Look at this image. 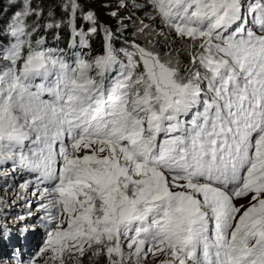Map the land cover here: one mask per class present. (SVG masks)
<instances>
[{
    "label": "snow or ice",
    "instance_id": "6c2138e0",
    "mask_svg": "<svg viewBox=\"0 0 264 264\" xmlns=\"http://www.w3.org/2000/svg\"><path fill=\"white\" fill-rule=\"evenodd\" d=\"M116 6L144 44L91 12L77 31L78 0L61 8L81 48L103 31L97 55L47 47L61 24L32 0L0 28V165L45 185L16 264H264V0Z\"/></svg>",
    "mask_w": 264,
    "mask_h": 264
},
{
    "label": "trees",
    "instance_id": "16d2710c",
    "mask_svg": "<svg viewBox=\"0 0 264 264\" xmlns=\"http://www.w3.org/2000/svg\"><path fill=\"white\" fill-rule=\"evenodd\" d=\"M62 2H66V0H32V6H38L43 11L44 17L48 16L50 9L52 10L53 17L48 22L54 20L61 24L59 28L43 30L46 46L62 49L63 52L65 50L70 52L79 48L80 54H86L88 56L99 54L102 49L104 38L103 31L101 30L98 35L88 32L86 39L88 40L89 47L86 49L81 48L80 37H73L71 29L68 26L67 21L69 17L61 8ZM78 3L80 4V9L75 19L77 31L88 30L91 22L84 20L83 15L91 12L94 14L99 26L108 28L112 31L115 47L120 48L122 46H127L126 42L134 38L141 44H144L145 41L142 36L134 37L133 33L135 26L125 19L130 15L134 16L135 10L129 12V8H117L116 5L118 0H78ZM21 6L22 0H0V28L6 26L13 14L21 10ZM113 11L118 13L117 17L111 16V12ZM33 19H35V17L28 18L29 21ZM121 19L127 24V28L121 27ZM70 44L73 45V47H69ZM179 46L180 42L176 44V47Z\"/></svg>",
    "mask_w": 264,
    "mask_h": 264
},
{
    "label": "rangeland",
    "instance_id": "374dc122",
    "mask_svg": "<svg viewBox=\"0 0 264 264\" xmlns=\"http://www.w3.org/2000/svg\"><path fill=\"white\" fill-rule=\"evenodd\" d=\"M127 2L131 4L133 0H127ZM128 10L130 12L133 9L129 8ZM137 15H140L139 10H135L134 16ZM74 53L80 54V49H75ZM64 54L73 55L66 50ZM18 170L20 168L13 170L11 162L0 165V227H6L8 229L7 235L11 238L10 242H6L0 249V257L3 258L4 264H16L17 258L27 261L42 243L45 234V230H43L44 221L40 219L44 215L40 205L45 202L40 199V191L45 185L41 184L39 186L41 189H33L29 180L37 186L36 174L27 171L23 173ZM13 172L15 175L12 174ZM22 174L24 177L20 178ZM10 180L12 186L8 184ZM24 183L29 185L26 190L21 188ZM20 216H24L26 219L20 220ZM25 225L33 227H29L27 232L22 233L21 229ZM14 248L17 250L15 254H13ZM21 251L23 255L20 254ZM6 258L14 259V261H8Z\"/></svg>",
    "mask_w": 264,
    "mask_h": 264
},
{
    "label": "clouds",
    "instance_id": "9594fccd",
    "mask_svg": "<svg viewBox=\"0 0 264 264\" xmlns=\"http://www.w3.org/2000/svg\"><path fill=\"white\" fill-rule=\"evenodd\" d=\"M13 175H14V172L12 173ZM14 177H16V176H14ZM7 181V180H6ZM11 181V180H10ZM26 219V218H25ZM13 220V219H12ZM6 260H8V261H14V259H11V260H9V258H6Z\"/></svg>",
    "mask_w": 264,
    "mask_h": 264
},
{
    "label": "bare ground",
    "instance_id": "6f19581e",
    "mask_svg": "<svg viewBox=\"0 0 264 264\" xmlns=\"http://www.w3.org/2000/svg\"><path fill=\"white\" fill-rule=\"evenodd\" d=\"M81 47V46H80ZM71 56V55H70Z\"/></svg>",
    "mask_w": 264,
    "mask_h": 264
}]
</instances>
